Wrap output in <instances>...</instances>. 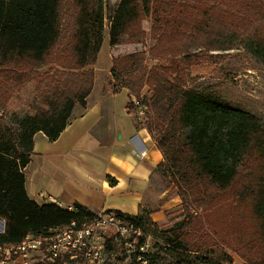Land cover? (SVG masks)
<instances>
[{
	"label": "trees",
	"instance_id": "trees-1",
	"mask_svg": "<svg viewBox=\"0 0 264 264\" xmlns=\"http://www.w3.org/2000/svg\"><path fill=\"white\" fill-rule=\"evenodd\" d=\"M218 1L222 6L120 0L110 17V46L142 45L148 38L153 45L148 54L138 51L112 59V78L121 84L112 93L128 91L127 109L137 129H146L164 156L158 172L178 189L185 220L166 233L177 263L234 264L208 217L241 198L252 204L261 236L246 246L248 254L236 252L245 264H264V126L255 115L187 87L192 67L212 51L232 50L234 38L250 34L264 57V0ZM105 9L106 0H0V80L20 89L39 77L41 68L55 69L44 76L52 92L44 104L58 124L66 119L61 109L67 83L63 70L71 68L76 72L69 74V84L78 88L74 101L86 108L95 72L84 67L101 51ZM67 15L73 27L67 26L71 34L63 48ZM147 21L150 32L144 28ZM147 56L166 64L149 68ZM1 84L0 96L7 103L11 95ZM68 124L46 131L41 120L26 118L19 139L0 142V218L7 223L0 242L17 243L30 233L95 216L80 204L74 211L56 203L38 204L26 191L25 169L35 136L43 133L55 141ZM244 166L245 174L240 170ZM126 216L140 227V215Z\"/></svg>",
	"mask_w": 264,
	"mask_h": 264
},
{
	"label": "rangeland",
	"instance_id": "rangeland-1",
	"mask_svg": "<svg viewBox=\"0 0 264 264\" xmlns=\"http://www.w3.org/2000/svg\"><path fill=\"white\" fill-rule=\"evenodd\" d=\"M119 2L120 0H106L103 45L96 60L89 61L84 67L85 71L93 70L95 72V81L100 94H104V92L112 93L113 89L119 88L121 85L120 82H116L112 78L113 58L138 51L148 54L153 45L151 39L148 38L142 45L124 43L117 47L110 46V17ZM187 2L192 4L207 2L222 6L218 0H187ZM65 20L67 23L62 38L63 48L68 45L69 34H71V32L68 33L67 26L73 27L70 15L65 16ZM151 27L150 21L144 23V28L148 32H150ZM254 41L250 34L243 35L239 39L234 38L232 40V50L210 52L208 56L206 55L200 61L199 65L192 67L190 70L187 87L221 99L235 108L255 115L264 126V57L255 48ZM147 64L149 68H153L156 65L166 64V62L153 61L147 56ZM68 67H72V65ZM54 71L55 69L50 66L41 68L39 70L40 76L20 89L3 84V81L0 80L2 88L11 95V99L7 103L0 96V142H9L12 138L19 139L22 134V124L26 118H37L41 120L44 130L54 129V132H56L64 122H70L74 117L73 115L77 116L83 112L84 108L74 101L75 92L78 88L72 83L69 84V74L76 71L68 68L63 70V76L67 83L65 87L66 95L61 104L66 119L64 122L61 121L57 124L56 120L49 117V108L44 104V98L52 92L48 87V83H46L48 81H44V76L47 73L54 74ZM146 94L147 89L143 92V95ZM88 101L90 102L89 99ZM117 102L119 109L125 110L126 95L121 94ZM17 144H20V141ZM240 170L244 174L248 172L246 166L241 167ZM163 189H171L166 199L171 201L172 198H176L178 199L177 203L172 204L170 211L166 213L162 221L152 223L150 217L146 214L148 211L143 212L139 219L140 228L143 232L141 242L147 245V264H178L176 257H174L177 255L170 250L169 235L166 233L185 220L184 208L177 187L170 183L169 179H162L161 190ZM47 201H51V199L48 198ZM58 205L65 209L74 207L73 205ZM190 214L196 217L197 212L192 208ZM208 218L218 233L217 241L220 247H223L232 256L234 264H245L236 251L241 250L243 253L248 254L246 246L261 236L260 223L253 213L252 204L238 198L233 204L231 203L215 211ZM2 230L3 224L0 223V236H2ZM195 258L197 256H192L190 259ZM122 262L123 264H143L127 258H123Z\"/></svg>",
	"mask_w": 264,
	"mask_h": 264
},
{
	"label": "crops",
	"instance_id": "crops-1",
	"mask_svg": "<svg viewBox=\"0 0 264 264\" xmlns=\"http://www.w3.org/2000/svg\"><path fill=\"white\" fill-rule=\"evenodd\" d=\"M121 94L127 97L125 110L117 106ZM88 99L57 140L35 136L25 169L28 196L38 204H80L93 213L148 211L153 223L162 221L178 199L167 200L171 189L161 190L164 156L148 131L137 129L127 109L128 91L100 94L95 81Z\"/></svg>",
	"mask_w": 264,
	"mask_h": 264
},
{
	"label": "built area",
	"instance_id": "built-area-1",
	"mask_svg": "<svg viewBox=\"0 0 264 264\" xmlns=\"http://www.w3.org/2000/svg\"><path fill=\"white\" fill-rule=\"evenodd\" d=\"M134 104L139 106L136 100ZM0 223L5 235L6 222L0 218ZM142 238V229L126 215L102 211L91 219L30 233L17 243L0 242V264H123V258L147 264Z\"/></svg>",
	"mask_w": 264,
	"mask_h": 264
}]
</instances>
